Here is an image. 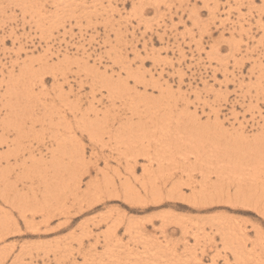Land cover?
<instances>
[{"label":"rangeland","instance_id":"374dc122","mask_svg":"<svg viewBox=\"0 0 264 264\" xmlns=\"http://www.w3.org/2000/svg\"><path fill=\"white\" fill-rule=\"evenodd\" d=\"M0 264H264V0H0Z\"/></svg>","mask_w":264,"mask_h":264},{"label":"bare ground","instance_id":"6f19581e","mask_svg":"<svg viewBox=\"0 0 264 264\" xmlns=\"http://www.w3.org/2000/svg\"><path fill=\"white\" fill-rule=\"evenodd\" d=\"M27 77V76H26ZM22 81V80H21ZM20 85V84H19ZM22 85V84H21ZM14 86V85H13ZM17 86V85H16ZM18 87V86H17ZM157 100V99H156ZM73 110V109H72ZM74 113V112H73ZM235 140V139H234ZM242 141V140H241ZM226 142V141H225ZM243 144V143H242ZM226 145V144H225ZM220 146V145H219ZM231 146V145H230ZM228 147V146H227ZM236 147H238L237 145H235V148ZM225 148V147H224ZM235 148H233L231 151H227L228 153H236L235 152ZM219 149H221V148H219ZM220 152V151H219ZM239 152H240V154H245L246 152L244 151V147L243 146H240L239 147ZM251 154V153H250ZM253 157H255V156H253ZM256 161V160H255ZM257 164H258V161H257ZM259 165H260V163H259Z\"/></svg>","mask_w":264,"mask_h":264}]
</instances>
